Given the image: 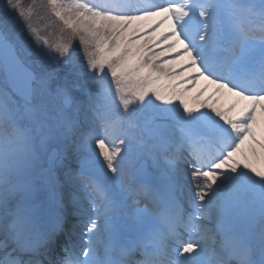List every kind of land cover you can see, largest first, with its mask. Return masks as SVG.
I'll return each instance as SVG.
<instances>
[{
	"label": "snow or ice",
	"instance_id": "1",
	"mask_svg": "<svg viewBox=\"0 0 264 264\" xmlns=\"http://www.w3.org/2000/svg\"><path fill=\"white\" fill-rule=\"evenodd\" d=\"M4 5L0 264H264V0Z\"/></svg>",
	"mask_w": 264,
	"mask_h": 264
},
{
	"label": "bare ground",
	"instance_id": "2",
	"mask_svg": "<svg viewBox=\"0 0 264 264\" xmlns=\"http://www.w3.org/2000/svg\"><path fill=\"white\" fill-rule=\"evenodd\" d=\"M164 29H162L161 31H163ZM206 82L205 81H203V80H201L198 84H196V85H204ZM196 89H198L197 87H196ZM208 92H211V88H208ZM194 94V93H193ZM200 99H204V95H202L201 97H200ZM222 99V97L219 99V100H221ZM227 102L228 101H224L223 102V104L221 105V107H224L226 104H227Z\"/></svg>",
	"mask_w": 264,
	"mask_h": 264
}]
</instances>
